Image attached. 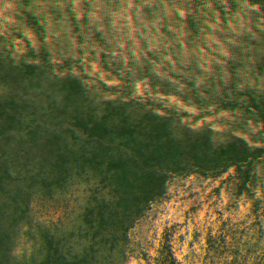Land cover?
Here are the masks:
<instances>
[{
  "label": "rangeland",
  "instance_id": "obj_1",
  "mask_svg": "<svg viewBox=\"0 0 264 264\" xmlns=\"http://www.w3.org/2000/svg\"><path fill=\"white\" fill-rule=\"evenodd\" d=\"M0 264H264V0H0Z\"/></svg>",
  "mask_w": 264,
  "mask_h": 264
},
{
  "label": "trees",
  "instance_id": "obj_2",
  "mask_svg": "<svg viewBox=\"0 0 264 264\" xmlns=\"http://www.w3.org/2000/svg\"><path fill=\"white\" fill-rule=\"evenodd\" d=\"M65 13H66V12H65ZM57 25H60V22H59ZM6 34H8V32H6Z\"/></svg>",
  "mask_w": 264,
  "mask_h": 264
}]
</instances>
